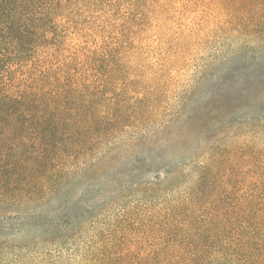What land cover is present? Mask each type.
Wrapping results in <instances>:
<instances>
[{
    "label": "trees",
    "instance_id": "1",
    "mask_svg": "<svg viewBox=\"0 0 264 264\" xmlns=\"http://www.w3.org/2000/svg\"><path fill=\"white\" fill-rule=\"evenodd\" d=\"M219 1L264 38V0ZM139 6L0 0V229L44 264H264V147L229 144L199 83L154 125L123 47Z\"/></svg>",
    "mask_w": 264,
    "mask_h": 264
},
{
    "label": "rangeland",
    "instance_id": "2",
    "mask_svg": "<svg viewBox=\"0 0 264 264\" xmlns=\"http://www.w3.org/2000/svg\"><path fill=\"white\" fill-rule=\"evenodd\" d=\"M136 1L140 6L134 16L145 9V24L139 16L123 47L131 50L130 77L136 80L131 94L156 98L154 125L175 114L199 83L197 93L205 90L206 96L198 105L227 99L231 125L239 126L227 135L229 144L264 147V38L227 29L232 16L219 0H150L145 8V0ZM120 13L126 19V9L120 7ZM13 225V232L0 229V259L44 264L38 249H24L34 230L22 228L19 219Z\"/></svg>",
    "mask_w": 264,
    "mask_h": 264
}]
</instances>
